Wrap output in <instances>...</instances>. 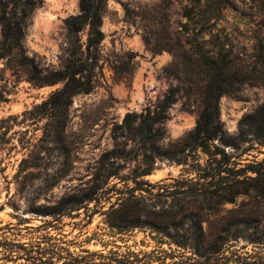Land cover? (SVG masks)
Wrapping results in <instances>:
<instances>
[{"label": "rangeland", "instance_id": "obj_1", "mask_svg": "<svg viewBox=\"0 0 264 264\" xmlns=\"http://www.w3.org/2000/svg\"><path fill=\"white\" fill-rule=\"evenodd\" d=\"M80 3L43 0L30 16L23 46L44 75L64 65V22L81 14ZM212 3L217 17L195 33L217 40L234 70L249 76L220 100L225 129L238 136L242 118L264 105V86L252 84L253 74L264 72V11L261 0ZM196 6L197 0H109L94 89L73 95L66 109L57 98L55 107L44 104L62 83L37 86L19 60L0 57V264H199L205 257L195 251V222L213 234L221 217L237 215L232 211L264 212V199L254 194L225 203L221 216L214 200L198 196L201 184H213L203 174L216 167L181 142L200 119L199 95L182 90L146 145L116 130L127 114L139 123L170 88L185 84L170 72V50L184 44L185 12ZM242 148V163L264 159V145ZM233 249L254 254L264 244L241 239Z\"/></svg>", "mask_w": 264, "mask_h": 264}, {"label": "trees", "instance_id": "obj_2", "mask_svg": "<svg viewBox=\"0 0 264 264\" xmlns=\"http://www.w3.org/2000/svg\"><path fill=\"white\" fill-rule=\"evenodd\" d=\"M108 2L81 0V14L71 16L64 22L68 41L64 65L44 75L36 59L29 57L23 46L28 20L35 9L43 5V0H0V57L11 56L19 60L26 69L29 81L37 86L62 83V88L44 104H53L55 107L57 98V102L66 109L73 95L89 94L94 89L105 38L102 27ZM261 4L264 11V0H261ZM185 16L188 19L185 25L188 36L179 50H170L174 57L170 72L185 84L183 87L170 88L156 111L141 116L139 123L138 115L127 114L123 124L116 130H122L121 135L128 133L129 139L146 145L156 139L155 126L167 118L169 108L177 101L182 90L186 91L189 98L199 95L203 104L200 119L195 129L181 142L184 151L201 150L208 157L207 164H215L213 170L206 171L202 176L205 180L212 179L213 184H201L197 194L204 200H214L218 208L217 215L221 216L224 213L222 206L227 202L236 203L238 196L251 197L254 194V198L264 199V159L246 163L240 159L247 151L244 149L240 153L246 143L264 145V105L242 118L238 136L229 134L221 120L220 100L235 85L248 81L249 76L241 69L234 70L231 53L222 55L217 50V40H207L204 30L195 33L198 26H204L217 17V6L212 0H197V6L187 10ZM83 32H86L85 40L81 37ZM252 77L253 85L264 86L263 71ZM2 101L0 98V103ZM149 157L152 158L151 155ZM152 170H147L143 175L151 174ZM232 212L237 215L231 219L221 217L220 225L213 234H206L202 225L195 222L198 241L195 251L205 257L199 264H264V251L250 254L233 249L241 239L249 244H264V212ZM189 215L195 216L192 212ZM175 243L185 249L192 247L189 243Z\"/></svg>", "mask_w": 264, "mask_h": 264}]
</instances>
